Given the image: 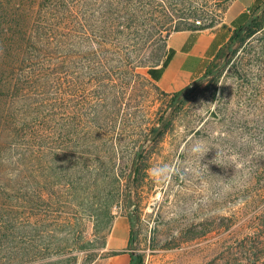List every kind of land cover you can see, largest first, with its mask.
I'll return each instance as SVG.
<instances>
[{"label": "rangeland", "instance_id": "374dc122", "mask_svg": "<svg viewBox=\"0 0 264 264\" xmlns=\"http://www.w3.org/2000/svg\"><path fill=\"white\" fill-rule=\"evenodd\" d=\"M119 1L101 45L71 36L75 23L69 19L62 47L53 42L45 54L61 59L63 125L79 107L80 87L88 95L120 96L125 122L116 144L115 170L123 177L118 199L107 215V197L92 191L89 175L73 190L46 188L39 180V208L26 214L35 224L25 234L32 242L23 238L22 251L0 243L7 246L0 249V264H101L121 217L130 224V252L144 264H264V29L246 41L242 34L224 58L214 59L213 75L204 74L175 98L146 75L165 57L166 35L185 21L221 25L232 0H155L136 22L137 31L131 30L127 0ZM38 4L0 0V34H22ZM255 9L250 19L264 15ZM97 56L110 67L127 58L139 67L135 75L80 69L81 57ZM96 73L107 78L99 88ZM42 170L47 175L46 165ZM22 185L31 197L33 183L26 178Z\"/></svg>", "mask_w": 264, "mask_h": 264}, {"label": "trees", "instance_id": "16d2710c", "mask_svg": "<svg viewBox=\"0 0 264 264\" xmlns=\"http://www.w3.org/2000/svg\"><path fill=\"white\" fill-rule=\"evenodd\" d=\"M154 1L127 0L131 30L137 31L136 22L146 15ZM120 4L119 0H40L33 24H27L22 34H0V243H9V249L22 251L23 238L32 242L25 234H28L27 228L36 230L35 224L32 225L26 214L28 210L39 208V180H45L46 188L58 185L73 190L81 185L84 174L89 175L92 191L95 194L104 192L103 197L108 198L102 204L107 215L118 199L123 177L115 170L119 153L116 144L123 136L119 124L125 122L119 119L122 110L120 96L116 91L98 90L88 95L80 87L79 107L74 116L72 113L68 115L63 125L62 73L61 68L58 69L61 59L45 58V54L46 47L53 42L58 48L62 47L61 31L69 19L75 23L71 36L78 35L84 42L96 41L101 45L108 36V22L113 20ZM260 10L264 13V0H260L255 9ZM214 28V23L200 25L185 21L175 31ZM263 29L264 15L253 14L233 33L215 59L224 58L242 34L246 33L242 39L246 41ZM97 52L99 54V50ZM110 63L100 56L79 59L80 69L89 72L111 73L115 70L135 75L139 67L130 58L116 61L114 67H110ZM215 67V63L209 64L205 77L213 75ZM92 79L99 88L107 78L96 73ZM178 95L179 92L173 96ZM164 134L165 131L155 137L154 145L161 142ZM43 165L48 169L47 175L42 170ZM26 178L34 185L31 197H26L27 190L22 185ZM46 191L51 201L53 193ZM2 248L7 246L0 245ZM130 264H144L143 257L132 256Z\"/></svg>", "mask_w": 264, "mask_h": 264}, {"label": "crops", "instance_id": "0c3cea01", "mask_svg": "<svg viewBox=\"0 0 264 264\" xmlns=\"http://www.w3.org/2000/svg\"><path fill=\"white\" fill-rule=\"evenodd\" d=\"M259 1L232 0L223 23L214 29L171 32L166 36V55L161 63L148 68V79L167 94L177 93L199 80L233 33L250 19ZM130 229L126 217L116 221L106 252L117 254L101 264H130L133 256L129 249Z\"/></svg>", "mask_w": 264, "mask_h": 264}, {"label": "water", "instance_id": "95a60500", "mask_svg": "<svg viewBox=\"0 0 264 264\" xmlns=\"http://www.w3.org/2000/svg\"><path fill=\"white\" fill-rule=\"evenodd\" d=\"M262 13H263V12H262ZM256 15H260V14H256ZM169 34H170V33H168L166 36H169ZM228 55H229V53H228ZM228 55H227V56H228ZM136 157H137V156H136ZM135 160L137 161V158H135Z\"/></svg>", "mask_w": 264, "mask_h": 264}]
</instances>
